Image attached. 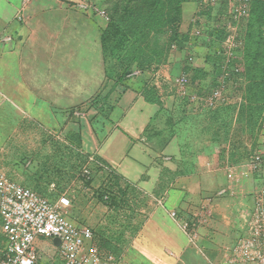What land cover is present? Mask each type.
I'll return each mask as SVG.
<instances>
[{
  "label": "rangeland",
  "instance_id": "obj_1",
  "mask_svg": "<svg viewBox=\"0 0 264 264\" xmlns=\"http://www.w3.org/2000/svg\"><path fill=\"white\" fill-rule=\"evenodd\" d=\"M126 1L84 0L104 11L106 15L101 16L95 11L80 9L78 0H33L24 11L25 15L21 14L20 21L24 25L40 26L44 48L40 62L44 70L53 69L55 81L59 82L56 91L71 99L70 103L62 102L61 105L69 108L68 115L80 126L82 118L90 121L97 116L96 109L91 107L92 101L98 100L110 110L111 102L119 99L123 89L131 88L125 82L135 79L132 78L134 73L140 72L131 71L134 64L128 69L130 63L117 61L105 55L102 49L101 36L110 23L115 5ZM190 3L197 4V8L185 18L182 7L176 39L170 37L171 31L159 37L161 42L167 41L170 45L168 61L151 71L157 74L149 79L143 91L154 98H165L168 113L164 143L173 139L179 141L180 156L187 161L182 172L204 175L208 192L214 183L219 190L226 189V196L241 202L236 208L237 215L250 218L255 196L264 190V174L254 173L246 166L263 147L264 108L257 109L255 119H259L253 127L245 98L246 20L236 17L234 4L229 0L217 6L204 0ZM33 17L39 22L31 24ZM230 37L232 43L228 42ZM230 49L234 54L228 63ZM161 69L167 70L165 76L158 75ZM123 75L127 77L121 81ZM51 76H54L51 71H45L41 79L45 81ZM182 76L187 79L184 89L176 83ZM64 81L73 85L68 88L69 94ZM216 91L221 93L222 99L211 107L210 98ZM107 108L104 107V113ZM31 121L33 125L25 130L17 125L22 120H16L14 135L0 138V148L4 149L0 151V168L24 179L22 182L29 189L51 201L67 193L73 203L70 219L91 230L92 247L99 253L126 258L131 264H218L214 259L208 263L205 258L195 223L180 226L178 214L174 216L162 210L155 215L159 225H154L155 200L138 188L111 178L112 172L92 164L89 156L81 152L78 133L66 135L62 128H53L36 119ZM157 129L160 130L154 128L151 132L158 133ZM156 227L161 230L159 235ZM170 227L186 237L182 249L190 256L189 261L181 260L176 253L159 244V237ZM246 235L245 227L229 249ZM33 245L38 255L37 264L64 263L54 239L39 236ZM164 258L172 261L165 262Z\"/></svg>",
  "mask_w": 264,
  "mask_h": 264
},
{
  "label": "crops",
  "instance_id": "obj_2",
  "mask_svg": "<svg viewBox=\"0 0 264 264\" xmlns=\"http://www.w3.org/2000/svg\"><path fill=\"white\" fill-rule=\"evenodd\" d=\"M28 7H23V0H0V138L13 136L14 124L19 119L22 122L17 125L25 130L33 125L31 120L36 119L53 128H62L66 135L78 133L84 155H93L121 182L138 188L149 199L155 200V204L152 203L156 210L152 219L154 225H159L155 215L162 210L178 214L180 226L195 223L198 243L208 263L214 259L218 264H226L227 250L237 240L239 231L246 227L244 214L239 217L236 213L241 202L226 196L217 183L210 192L205 190L204 175L182 172L187 161L180 156L179 141L173 139L164 143L168 113L165 98H154L143 91L157 73H143L125 82L131 88L123 89L119 99L111 102L110 110L105 106L108 111L103 115L90 121L82 118L81 126L75 124L68 115L69 108L61 105L62 102L70 103L71 99L59 95V90L55 89L59 82L55 81L53 69L44 70L40 62L44 49L40 26L35 24L32 31L31 25L26 26L20 21ZM196 8L195 3H185V18ZM33 21L39 22L35 17L30 23ZM45 71H51L54 76L42 81ZM158 73L165 76L167 70L161 69ZM64 85L69 94L68 88L73 85L69 81ZM61 108L63 110H59ZM154 128L160 129H157L158 133L151 132ZM10 173L7 172L9 178L28 188L22 182L24 179ZM1 227L0 217V247L3 241ZM156 230L159 235L161 230L157 227ZM162 235L159 244L176 253L181 260L189 261L190 256L182 249L186 237L178 229L170 227ZM54 243L59 245L57 240ZM164 261L172 260L164 258Z\"/></svg>",
  "mask_w": 264,
  "mask_h": 264
},
{
  "label": "built area",
  "instance_id": "obj_3",
  "mask_svg": "<svg viewBox=\"0 0 264 264\" xmlns=\"http://www.w3.org/2000/svg\"><path fill=\"white\" fill-rule=\"evenodd\" d=\"M204 1L211 6H217L223 0ZM32 2L33 0H23V7H28ZM229 2L234 4L233 12L237 18L241 20L249 18L252 0ZM77 3L83 11H95L101 16L106 15L104 11L94 8L84 0H78ZM228 42L232 43L233 38L230 37ZM232 50L230 49L227 55L228 63L233 58ZM176 83L184 89L187 86V79L184 76L179 77ZM221 99V93L216 91L210 98L209 105L214 107ZM261 150H264V143ZM261 150L252 156L246 168L254 173L264 174V152ZM88 159L103 171L112 172L94 156H89ZM72 207V200L67 193H62L55 201H51L12 180L0 168V217L3 236L0 264H37L38 255L33 242L39 236L59 242L63 264H131L125 258L103 256L93 248L91 230L76 225L70 219L69 212ZM246 232V237H240L237 244L227 250L228 264H264V190L255 196L252 214L250 218H246Z\"/></svg>",
  "mask_w": 264,
  "mask_h": 264
},
{
  "label": "trees",
  "instance_id": "obj_4",
  "mask_svg": "<svg viewBox=\"0 0 264 264\" xmlns=\"http://www.w3.org/2000/svg\"><path fill=\"white\" fill-rule=\"evenodd\" d=\"M192 1L127 0L115 5L110 23L101 36L103 53L117 61L130 63L128 69L134 64L131 71L140 72L138 75L134 73L132 78L159 69L168 61L170 46L167 41L161 42L159 37L171 31L170 37L176 39L175 30L182 18V7ZM244 26L245 98L249 105V120L255 127L259 119H255V113L264 108V0H252L250 16ZM125 75L120 77L121 81L126 79ZM91 107L97 111L93 119L105 112L104 103L98 100L92 101ZM115 177L119 180L112 173L111 178Z\"/></svg>",
  "mask_w": 264,
  "mask_h": 264
}]
</instances>
